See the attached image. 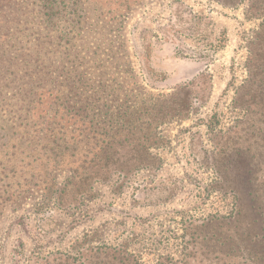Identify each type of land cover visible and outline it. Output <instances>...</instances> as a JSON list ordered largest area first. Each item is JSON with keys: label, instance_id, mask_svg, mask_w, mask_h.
Listing matches in <instances>:
<instances>
[{"label": "rangeland", "instance_id": "374dc122", "mask_svg": "<svg viewBox=\"0 0 264 264\" xmlns=\"http://www.w3.org/2000/svg\"><path fill=\"white\" fill-rule=\"evenodd\" d=\"M46 1L0 0V264H224L264 189V0Z\"/></svg>", "mask_w": 264, "mask_h": 264}, {"label": "trees", "instance_id": "16d2710c", "mask_svg": "<svg viewBox=\"0 0 264 264\" xmlns=\"http://www.w3.org/2000/svg\"><path fill=\"white\" fill-rule=\"evenodd\" d=\"M46 6L49 9H53L55 7V3L57 0H47ZM256 15L262 16L264 18V9L260 11V9L255 5L253 8ZM57 15L55 11L49 12V20L53 19V17ZM253 48V60H252V68L256 70V72H251V75H258V70L264 68L262 65L264 64V22L260 25V31L257 34L256 42L252 45ZM263 53V55H261ZM235 196L238 198L237 202L241 200L240 194L236 191ZM248 196L251 197V201L254 205H252V209L254 214L257 217H240L246 216L247 213L244 211V204L236 205V216L239 217H230L229 221H227V225L233 224L236 226H241V234L239 239L236 240L235 243L232 244L234 240L231 236H227L224 240H219L220 247L223 248L220 250V253L223 254V257L227 260L224 264H264V189L261 187H255L252 191L248 193ZM227 218V217H226ZM248 222L246 226L242 225V222ZM213 221L209 223H205L204 225H210ZM203 225V226H204ZM207 236V235H206ZM235 248H233V246ZM117 253V252H115Z\"/></svg>", "mask_w": 264, "mask_h": 264}]
</instances>
